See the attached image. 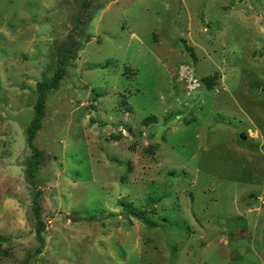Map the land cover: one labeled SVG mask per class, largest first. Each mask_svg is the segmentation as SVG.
Here are the masks:
<instances>
[{"label": "rangeland", "instance_id": "obj_1", "mask_svg": "<svg viewBox=\"0 0 264 264\" xmlns=\"http://www.w3.org/2000/svg\"><path fill=\"white\" fill-rule=\"evenodd\" d=\"M72 45L42 243L27 129ZM0 235V264H264V0H0Z\"/></svg>", "mask_w": 264, "mask_h": 264}, {"label": "trees", "instance_id": "obj_2", "mask_svg": "<svg viewBox=\"0 0 264 264\" xmlns=\"http://www.w3.org/2000/svg\"><path fill=\"white\" fill-rule=\"evenodd\" d=\"M85 6L88 7L87 4H85ZM74 50H75L74 45L66 49V52L58 60V67L54 73V76L50 81H40L38 83V97L35 104V113L27 129V134H28L27 144L32 152L27 165V178L36 188H37V179H36L37 170L43 165L45 161V155H44L45 153L43 150H41L39 147L35 145L34 139L37 133L39 132V130L42 128L43 119L46 114V104H47L46 101H47L48 90L56 89L59 87L60 81L65 75L67 70L65 65L69 60V58L72 56ZM41 193L42 190L37 188V192L35 197L33 198V202H34V212L39 222V226L37 227V234L41 242L44 243V238L42 237V233L45 231L46 225L41 220V216H42V211H41L42 205L40 203ZM4 240H5L4 237L0 235V255L2 252H4L3 249Z\"/></svg>", "mask_w": 264, "mask_h": 264}]
</instances>
